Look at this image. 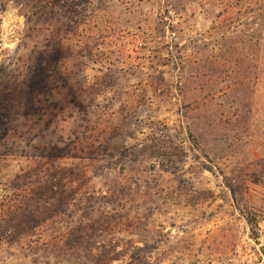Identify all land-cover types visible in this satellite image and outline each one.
<instances>
[{
    "label": "rangeland",
    "instance_id": "obj_1",
    "mask_svg": "<svg viewBox=\"0 0 264 264\" xmlns=\"http://www.w3.org/2000/svg\"><path fill=\"white\" fill-rule=\"evenodd\" d=\"M0 264H264V0H0Z\"/></svg>",
    "mask_w": 264,
    "mask_h": 264
},
{
    "label": "trees",
    "instance_id": "obj_2",
    "mask_svg": "<svg viewBox=\"0 0 264 264\" xmlns=\"http://www.w3.org/2000/svg\"><path fill=\"white\" fill-rule=\"evenodd\" d=\"M250 222V221H249ZM250 223H252V222H250Z\"/></svg>",
    "mask_w": 264,
    "mask_h": 264
}]
</instances>
